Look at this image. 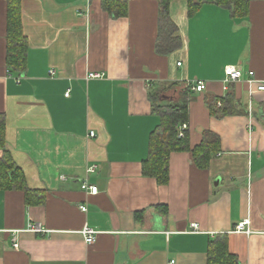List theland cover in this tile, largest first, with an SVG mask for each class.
<instances>
[{"label":"crops","instance_id":"obj_1","mask_svg":"<svg viewBox=\"0 0 264 264\" xmlns=\"http://www.w3.org/2000/svg\"><path fill=\"white\" fill-rule=\"evenodd\" d=\"M203 1L192 14L188 0L170 2L168 39L180 46L164 53L159 0H126L118 17L103 0H22L27 67L17 74L7 66L0 0L5 148L43 195L29 205L24 191L0 190V264H208L219 238L238 264H264V91L248 81V71L264 80V0H248L245 15ZM230 65L243 77L226 82ZM199 81L206 89L189 104L190 146L209 131L219 149L205 168L190 150L173 152L162 185L143 174L161 123L150 87ZM220 98L232 112L216 117L208 101L220 107ZM241 221L251 233L234 231ZM86 225L97 231L92 244Z\"/></svg>","mask_w":264,"mask_h":264},{"label":"trees","instance_id":"obj_2","mask_svg":"<svg viewBox=\"0 0 264 264\" xmlns=\"http://www.w3.org/2000/svg\"><path fill=\"white\" fill-rule=\"evenodd\" d=\"M21 1L7 0V66L10 71L23 73L27 67V38L23 33L21 21ZM172 0H159L162 20L166 21L163 27V40L159 49L169 53L180 46V40L168 36L174 34L176 26L171 20L169 6ZM231 7L236 15H245L248 0H206ZM190 14H192L203 0H188ZM103 6L112 15L121 16L127 12L126 0H103ZM193 83L170 82L153 84L149 96L153 102L154 112L161 116V123L150 135L149 155L143 162V174L154 177L160 184H167L170 178L169 160L173 152L190 150L195 163L200 168L207 167L210 158L219 149V138L216 134L205 131L204 139L195 148L190 146L189 132V104L194 94ZM176 92V94H175ZM208 101L211 112L221 117L232 112L229 107L230 100L220 98ZM187 124L188 128L181 131ZM183 132V135H180ZM5 117L0 113V149L4 154L0 157V190H21L26 193V202L29 205L41 204L43 195L28 187L23 170L13 160L6 150ZM208 264H238L237 257L229 251L227 239L219 238L211 242L209 248Z\"/></svg>","mask_w":264,"mask_h":264},{"label":"built area","instance_id":"obj_3","mask_svg":"<svg viewBox=\"0 0 264 264\" xmlns=\"http://www.w3.org/2000/svg\"><path fill=\"white\" fill-rule=\"evenodd\" d=\"M179 65H181V63H179ZM52 75L55 74L54 73V70H51L50 72ZM248 74H249V83L252 84V85H257L258 89L259 90H262L264 91V80H260V79H257L256 76H255V73L254 71H248ZM244 75V71L241 67L239 66H235V65H230L227 67L226 69V82H230V81H236L240 78H242ZM89 78H101L104 76V73H100V72H92V73H89ZM192 89L194 91H203L206 89V83L203 82V81H199L197 82V84H194L192 86ZM66 95L69 96V91L68 93H66ZM219 105H221V102L218 103ZM188 128V125L187 124H184L182 127H181V131H183L184 129H187ZM94 132H91V136H94ZM180 135H183V132H181ZM91 171L94 170V167H91L90 169ZM82 188L88 192H90L91 194H97L98 191H99V188L97 185H92V184H89L87 182H84L82 184ZM81 209L83 211H86L87 210V206H82ZM192 227L194 228L195 231L199 230V226L197 223H192ZM31 229L33 231H36V232H41L43 231V229L41 228L40 225H32L31 226ZM235 232H242V233H251V230L247 227V221H241L239 222L235 229H234ZM81 234L83 235L86 243L88 244H92L96 241V236H97V231L93 228H91L90 226L86 225L82 230H81ZM168 264H176V260L175 259H170L169 260V263Z\"/></svg>","mask_w":264,"mask_h":264}]
</instances>
